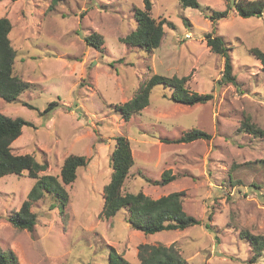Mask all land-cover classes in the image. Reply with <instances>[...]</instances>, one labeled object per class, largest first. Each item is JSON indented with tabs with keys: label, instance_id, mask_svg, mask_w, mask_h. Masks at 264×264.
I'll return each instance as SVG.
<instances>
[{
	"label": "rangeland",
	"instance_id": "rangeland-1",
	"mask_svg": "<svg viewBox=\"0 0 264 264\" xmlns=\"http://www.w3.org/2000/svg\"><path fill=\"white\" fill-rule=\"evenodd\" d=\"M152 16L166 21L161 45L152 52L122 40L137 26L134 7L144 0H66L48 10L51 0H0V17L10 18V38L17 51L15 73L30 82L17 100H0V111L31 122L12 143L15 154H31L47 163L39 175L61 179L64 160L84 155L88 163L66 185L64 212L50 196L32 206L34 230L13 226L36 179L28 171L0 178V248L13 251L18 264H108L118 253L138 263L144 243L174 245L182 264H264L242 230L264 235V135L246 132L242 123L264 129V70L254 48L264 51V12L242 17L235 9L217 23L228 46L238 85L220 84L224 58L207 45L214 10L228 0H199L184 7L180 0H150ZM171 23V24H170ZM99 32L102 49L85 36ZM188 76L194 92L212 93L206 103L187 105L172 99L173 88L157 84L150 103L129 121L116 105L130 100L153 74ZM56 102L49 111L45 109ZM29 103L34 108L25 105ZM199 128L210 140L167 142ZM118 135L126 136L135 163L124 193L143 191L152 198L184 191V210L210 224L144 234L132 228L128 214L101 217L104 186L112 173ZM175 179L154 183L165 170Z\"/></svg>",
	"mask_w": 264,
	"mask_h": 264
},
{
	"label": "trees",
	"instance_id": "trees-1",
	"mask_svg": "<svg viewBox=\"0 0 264 264\" xmlns=\"http://www.w3.org/2000/svg\"><path fill=\"white\" fill-rule=\"evenodd\" d=\"M66 0H51L48 10H53L56 5ZM184 7H199V0H180ZM144 8L134 7V16L137 22L136 28L122 38L128 46L139 48L143 51L152 52L158 48L165 36L164 19H156L152 16V3L144 0ZM235 9L242 17H261L264 12V0H228L225 10H214L209 18L213 22V29L205 34L207 45L210 49L224 58L222 76L218 81L220 84L238 85L237 76L233 72V63L230 47L224 38L217 33V23L227 18L229 11ZM171 24V23H170ZM13 24L10 18L0 17V100L8 103L18 99L20 94L30 87V82L15 73V62L17 51L14 48L10 33ZM88 45L102 49L105 39L99 32H91L85 36ZM253 53L260 59L264 70V51L254 48ZM188 76H166L153 74L145 80L138 88L135 95L124 103L116 105V110L121 116L129 121L130 118L140 113L150 103V95L157 84H163L173 88L172 99L187 105L206 103L214 98L212 93H199L191 91L187 87ZM31 108L33 105L24 103ZM57 104L52 102L45 111H49ZM31 125V122L22 117H10L0 111V178L10 175H22L28 171L30 177L36 179L33 187L23 201L19 210L9 216L10 222L16 228L34 230L37 222V214L32 211V206L39 199L50 196L60 205V211L64 212L68 203L69 194L66 190L67 184H72L77 178L79 167L88 163L84 155L71 154L63 163L61 168V179L52 174L39 175L47 168V163L38 161L31 154H15L12 151V143L22 134L23 127ZM246 132L255 136H263L264 129L252 123L250 117H246L242 123ZM212 134L193 128L182 136L174 139H163L167 142H192L198 139L210 140ZM116 143L112 154V173L110 181L104 186V204L101 217L109 219L114 217L120 210L128 214L127 221L132 228L142 231L144 234H154L163 230L185 229L204 220L188 214L184 210L185 192L174 191L158 198H152L143 191L136 193H124L123 186L135 160L129 139L124 135L115 137ZM175 179L171 169L165 170L159 180L154 183L165 185ZM212 213L204 222L205 226L213 230L210 220ZM203 221V222H202ZM241 235L247 238L254 251L253 260L263 255L264 235L252 234L248 230H242ZM138 263H133L119 255L111 253L108 264H182V257L174 245L144 243L138 248ZM0 264H18L17 256L13 251H4L0 248Z\"/></svg>",
	"mask_w": 264,
	"mask_h": 264
}]
</instances>
